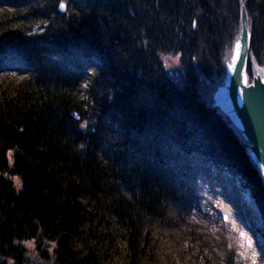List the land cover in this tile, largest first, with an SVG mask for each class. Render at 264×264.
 Instances as JSON below:
<instances>
[{
    "label": "trees",
    "instance_id": "trees-1",
    "mask_svg": "<svg viewBox=\"0 0 264 264\" xmlns=\"http://www.w3.org/2000/svg\"><path fill=\"white\" fill-rule=\"evenodd\" d=\"M238 7L0 0V264H235L193 216L201 177L259 233L264 264V180L201 93L223 73ZM245 8L251 77V60L264 71V0Z\"/></svg>",
    "mask_w": 264,
    "mask_h": 264
},
{
    "label": "rangeland",
    "instance_id": "rangeland-1",
    "mask_svg": "<svg viewBox=\"0 0 264 264\" xmlns=\"http://www.w3.org/2000/svg\"><path fill=\"white\" fill-rule=\"evenodd\" d=\"M237 29L238 33L234 37L230 49L226 52L223 73L218 79L217 84L213 86L212 84L206 82L204 90L201 92L204 94L208 103L215 105L225 115L228 114L222 106V98L224 97L222 86L226 82V74L231 56L237 50L239 28ZM176 62V59L172 58L163 59V63L165 64L170 76L179 81L182 78V71ZM250 67L251 77H248L245 72L243 73L244 85L250 94H256L258 99L264 103V71L252 60ZM234 128L243 136L239 129L235 126ZM244 139L246 140L245 137ZM247 143L249 153L264 180V171L263 168H261L259 159L254 157V154H252L253 145L249 144L248 141ZM199 185L201 188L200 194L202 195V200L199 202L198 207L195 208V212L193 211L194 218L214 233L220 247H222L224 243H227L229 246H234L236 252L235 264H260L257 262L258 250L256 248L257 244L262 243L259 233H256L254 237L248 232L241 217L235 213L230 205L223 199L218 183H209L207 179L201 177ZM242 194L247 204L250 205L252 200L248 191L244 190ZM260 224L261 222L258 220L256 224L258 230H261L262 228V225ZM225 237L228 241L224 240Z\"/></svg>",
    "mask_w": 264,
    "mask_h": 264
},
{
    "label": "water",
    "instance_id": "water-1",
    "mask_svg": "<svg viewBox=\"0 0 264 264\" xmlns=\"http://www.w3.org/2000/svg\"><path fill=\"white\" fill-rule=\"evenodd\" d=\"M239 4L238 28L239 40L237 50L232 56L229 67V87L230 96L226 104L222 106L228 115H225L229 122L233 124L249 144L253 145L252 154L259 159L261 168L264 171V111L257 104V101L250 97L243 82V73L245 72L248 46H249V20L245 8L247 0H237ZM63 3H60V5ZM59 11L64 12L65 7ZM64 5V4H63ZM255 96L256 94H251ZM228 97V95H227ZM260 101V100H259ZM234 116L237 118L234 119ZM264 173V172H263Z\"/></svg>",
    "mask_w": 264,
    "mask_h": 264
},
{
    "label": "bare ground",
    "instance_id": "bare-ground-1",
    "mask_svg": "<svg viewBox=\"0 0 264 264\" xmlns=\"http://www.w3.org/2000/svg\"><path fill=\"white\" fill-rule=\"evenodd\" d=\"M236 52V51H235ZM235 52L233 53V55L235 54ZM232 55V56H233ZM232 56H231V58H232ZM230 61H231V59H230ZM229 67H230V63H229ZM229 67H228V70H227V74H226V82H225V84L222 86V89H223V91L222 92H224V97L222 98V102L224 103V104H226V102L228 101V98H229V96H230V87H229V79H228V75H229ZM227 95H228V97H227ZM250 97H253L256 101H257V104H258V107L262 110V111H264V103L263 102H261V101H259V100H257L256 98H255V96H253V95H251L250 94ZM236 117L234 116V119H235ZM237 119V118H236ZM250 205L251 206H253V203L252 202H250ZM254 207V206H253Z\"/></svg>",
    "mask_w": 264,
    "mask_h": 264
},
{
    "label": "clouds",
    "instance_id": "clouds-1",
    "mask_svg": "<svg viewBox=\"0 0 264 264\" xmlns=\"http://www.w3.org/2000/svg\"><path fill=\"white\" fill-rule=\"evenodd\" d=\"M79 148L83 147V144L78 145ZM22 184V181L20 182ZM17 190H19V186H17ZM10 264H13V262H10Z\"/></svg>",
    "mask_w": 264,
    "mask_h": 264
},
{
    "label": "snow or ice",
    "instance_id": "snow-or-ice-1",
    "mask_svg": "<svg viewBox=\"0 0 264 264\" xmlns=\"http://www.w3.org/2000/svg\"><path fill=\"white\" fill-rule=\"evenodd\" d=\"M60 7H61V8H63V7H64V5H63V4H61V5H60ZM237 47L239 48V45H237ZM81 127L83 128V127H84V125L82 124V125H81Z\"/></svg>",
    "mask_w": 264,
    "mask_h": 264
}]
</instances>
